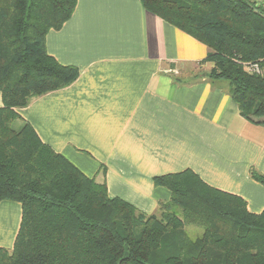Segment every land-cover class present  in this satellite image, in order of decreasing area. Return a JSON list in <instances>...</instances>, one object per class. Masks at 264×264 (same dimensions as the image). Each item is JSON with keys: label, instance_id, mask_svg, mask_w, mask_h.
Wrapping results in <instances>:
<instances>
[{"label": "trees", "instance_id": "1", "mask_svg": "<svg viewBox=\"0 0 264 264\" xmlns=\"http://www.w3.org/2000/svg\"><path fill=\"white\" fill-rule=\"evenodd\" d=\"M78 0H0V202L22 207L0 264H264V210L206 183L192 169L154 178L171 192L147 214L42 141L17 109L76 81L78 67L50 55L46 37ZM146 10L209 48L211 80L224 79L240 114L264 126V6L252 0H142ZM252 177L264 185L255 169ZM203 232L191 237L187 226Z\"/></svg>", "mask_w": 264, "mask_h": 264}, {"label": "crops", "instance_id": "2", "mask_svg": "<svg viewBox=\"0 0 264 264\" xmlns=\"http://www.w3.org/2000/svg\"><path fill=\"white\" fill-rule=\"evenodd\" d=\"M46 47L80 74L17 111L111 197L159 213L171 192L154 178L192 169L264 210V185L251 175H264V126L240 114L227 80L208 78L205 44L142 0H78ZM21 218L19 202H0V248H13Z\"/></svg>", "mask_w": 264, "mask_h": 264}, {"label": "built area", "instance_id": "3", "mask_svg": "<svg viewBox=\"0 0 264 264\" xmlns=\"http://www.w3.org/2000/svg\"><path fill=\"white\" fill-rule=\"evenodd\" d=\"M259 6H264V0H252ZM246 69L250 73L261 74L264 73L263 65L259 62H254L246 65Z\"/></svg>", "mask_w": 264, "mask_h": 264}, {"label": "rangeland", "instance_id": "4", "mask_svg": "<svg viewBox=\"0 0 264 264\" xmlns=\"http://www.w3.org/2000/svg\"><path fill=\"white\" fill-rule=\"evenodd\" d=\"M201 69L202 68L200 67V70ZM200 70L197 69V72H200ZM157 214H159V213H157ZM186 230L190 234V236L193 237V238L200 236L202 234V232H203V229L201 227L195 226V225L187 226Z\"/></svg>", "mask_w": 264, "mask_h": 264}]
</instances>
